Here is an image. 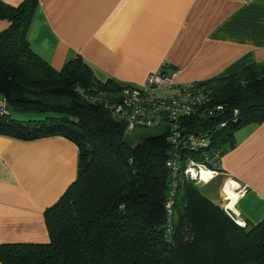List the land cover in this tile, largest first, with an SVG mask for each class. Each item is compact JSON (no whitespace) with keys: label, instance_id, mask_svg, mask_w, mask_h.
I'll return each mask as SVG.
<instances>
[{"label":"trees","instance_id":"16d2710c","mask_svg":"<svg viewBox=\"0 0 264 264\" xmlns=\"http://www.w3.org/2000/svg\"><path fill=\"white\" fill-rule=\"evenodd\" d=\"M36 7L37 0H0L9 23L0 33V135L69 139L78 147L77 175L43 213L48 239L0 243V263L264 264V220L239 225L197 184L179 182L168 215L166 129L133 137L135 129L89 99L123 86L97 79L79 56L55 69L37 55L27 39ZM201 85L224 109L195 123L222 155L237 129L264 123V63Z\"/></svg>","mask_w":264,"mask_h":264},{"label":"crops","instance_id":"0c3cea01","mask_svg":"<svg viewBox=\"0 0 264 264\" xmlns=\"http://www.w3.org/2000/svg\"><path fill=\"white\" fill-rule=\"evenodd\" d=\"M13 6L23 0H2ZM9 23L0 19V33ZM53 68L81 57L100 81L138 86L149 73L205 83L264 63V0H37L28 33ZM221 173L197 184L213 203L232 200L240 222L264 220V123L234 133ZM78 147L62 136L0 135V243L44 242L43 213L76 179ZM1 264V263H0Z\"/></svg>","mask_w":264,"mask_h":264},{"label":"built area","instance_id":"2783aa9c","mask_svg":"<svg viewBox=\"0 0 264 264\" xmlns=\"http://www.w3.org/2000/svg\"><path fill=\"white\" fill-rule=\"evenodd\" d=\"M176 74L161 71L149 73L138 86H123L116 94L100 97L92 96L93 102H101L111 115L126 123V131L136 128L165 126L169 144V154L165 161L170 177V191L166 203L168 215L171 213L172 200L179 182L190 181L194 184L208 182L221 173L219 149L210 147V137L201 128L202 115H214L223 110L216 104L210 89L197 82H178ZM164 93L160 96L157 91ZM5 101L0 99V113L4 112ZM194 118V119H193ZM192 122V123H188ZM224 125V123H223ZM199 127V128H198ZM203 172L208 175L204 178ZM247 184L238 185L234 195L225 189V204L222 209L239 225L233 214V206H228L235 196H241Z\"/></svg>","mask_w":264,"mask_h":264},{"label":"rangeland","instance_id":"374dc122","mask_svg":"<svg viewBox=\"0 0 264 264\" xmlns=\"http://www.w3.org/2000/svg\"><path fill=\"white\" fill-rule=\"evenodd\" d=\"M163 93L164 92L162 90L157 91L158 96L162 95ZM164 128H165V126L136 128L130 134L133 137H143V136H149V135H156V134L161 133ZM197 186H198V188L200 187L199 185H197Z\"/></svg>","mask_w":264,"mask_h":264},{"label":"bare ground","instance_id":"6f19581e","mask_svg":"<svg viewBox=\"0 0 264 264\" xmlns=\"http://www.w3.org/2000/svg\"><path fill=\"white\" fill-rule=\"evenodd\" d=\"M208 174L206 172H203V176L204 178L207 176Z\"/></svg>","mask_w":264,"mask_h":264},{"label":"water","instance_id":"95a60500","mask_svg":"<svg viewBox=\"0 0 264 264\" xmlns=\"http://www.w3.org/2000/svg\"><path fill=\"white\" fill-rule=\"evenodd\" d=\"M239 220V218H237ZM240 221V220H239Z\"/></svg>","mask_w":264,"mask_h":264}]
</instances>
